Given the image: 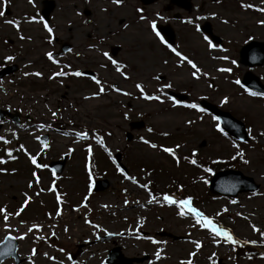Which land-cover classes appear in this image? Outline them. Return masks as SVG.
Masks as SVG:
<instances>
[{
	"label": "rangeland",
	"instance_id": "obj_1",
	"mask_svg": "<svg viewBox=\"0 0 264 264\" xmlns=\"http://www.w3.org/2000/svg\"><path fill=\"white\" fill-rule=\"evenodd\" d=\"M202 1L206 2L205 16L196 19L195 14L199 11L195 6L200 7L199 3ZM55 2L54 13L58 16L60 25H67L73 17L72 13L81 12L83 7L92 10L93 22L89 27L93 40L87 38V41L92 40L94 45H100L99 48L94 46L91 50L87 49L84 60L75 62L74 66L76 71L92 70L94 76L86 79L75 76L67 81L61 80L60 83L49 79V71L41 60L42 51L46 48L38 49L35 42H21L12 33L13 41L16 44H24L26 48L29 57L24 56V61L32 60L31 57L34 60L27 66L29 63L25 65L15 59L19 74H12L4 82H0V106L4 107L5 104L10 109L15 108L14 110L22 112V122L19 126L13 121H7L0 129V159L4 161L0 164V204L9 202L16 206L24 203L27 194L31 199L26 205V210L20 211L21 219L31 220L37 215L44 217L45 206L41 205H49L45 208L51 210L54 208L52 200L49 203L51 197H45L44 194L56 182L55 178L49 175L51 170L46 166L49 161L59 159L65 153L69 157L64 167V175L67 177L60 183L64 185L66 194L73 196L77 203L80 194L86 193L89 167L84 157L89 155L93 163L97 158L96 163L100 170H107L100 173L109 180L108 189L93 195L91 203L96 208L102 205L120 207V210H113V213L103 212L109 231L125 229L128 232L131 225L145 220L144 228L152 231L163 228L174 234L184 235L190 230L191 237L201 244L202 252L197 251L195 255L190 256L195 245L161 240L165 254L159 253V259L155 256L152 262L143 264H215L217 257L222 258L226 264H232L231 259H239L246 264H264V237L260 235V232H264V136L259 135L264 132V97L250 96L245 87L236 83L249 70L238 63L237 52L241 45L250 40L264 42V25L258 23L264 20V12L256 10L264 8V0H220L219 3L216 0H193V16L188 18L187 23H173L177 39L176 50L192 59L201 72L206 73L200 75L199 79L192 77L193 69L186 62L179 61L173 51L161 46L158 37L154 38L148 23H157L158 20H139L136 10L138 0H123L120 7L103 0L87 3L86 6V3L80 0ZM241 3L254 7L244 9L240 6ZM9 9H12L15 15L25 11L33 12L26 0H13V6ZM107 17L113 18L106 25ZM119 19H124L123 26ZM189 20L192 23H188ZM205 22L210 23L213 32L221 38V43L214 44V49L208 48V42L197 31V26ZM35 28L36 26H29L28 31ZM73 28L78 36L76 41L84 40L85 34H80L84 30L75 29V25ZM96 40H105L106 43L102 45V41L99 43ZM113 47H117L115 55L110 54ZM221 48L226 51H220ZM3 53L0 50V57ZM12 53L18 57L21 55L19 50H13ZM103 53H108L111 60L117 61V64L114 65ZM220 56H227L229 59L213 58ZM233 61L235 63H232ZM178 64L180 66H177ZM119 65L124 67L117 72ZM219 68H229L231 71L220 72L217 71ZM27 71L42 75H24ZM121 72L124 75H121ZM250 72L264 84V63L252 68ZM158 75L164 76V81L157 79ZM125 76L128 78L125 79ZM96 79L100 81L99 85L95 82ZM136 84L142 85L143 94L135 87ZM164 84H171V87L163 88ZM101 87L104 92L99 93ZM169 91L186 96L185 102L188 104L198 105L201 99H205L230 112L245 123L249 139L239 142L225 135L221 128H216L218 121L204 111L187 108V104L174 106L166 97ZM96 93L99 94L94 95ZM143 95L159 99L145 100ZM225 97L227 103L222 104L221 101ZM53 112L56 113L55 116L52 115ZM24 114H28V118H25ZM49 121L58 125L60 130H49L40 126ZM131 121H141L144 126L130 130ZM188 121L192 123H187ZM127 132L132 133L129 143L126 141ZM79 133H83L84 138H81ZM164 133L167 135H163ZM45 134L48 135L47 147H44L41 141V136ZM144 140L158 147L153 149L143 143ZM177 145L180 147L177 148ZM162 147L172 148L179 164L171 155H164L160 151ZM103 149L108 154L119 150L125 152L123 163L130 167L128 176L135 182L115 174L106 159L102 158L100 152H104ZM8 151L14 159L7 155ZM193 151L196 153L193 157L197 161L195 165L182 157L187 153L193 155ZM238 151L243 153V157L232 159ZM29 156L39 159L42 167L37 168ZM99 157L102 159L99 160ZM243 160H248V163H243ZM212 161H218V164L205 172L203 169H209ZM222 164L232 166L231 168L258 182L260 188L255 195L242 193L236 199L220 196L212 198L208 194V178L212 171L222 167ZM149 165L156 167V170L148 172L142 169V166ZM34 172L36 177H33ZM88 172L96 173L91 167ZM191 177H195V180ZM152 181L160 192L166 185L173 184L176 192L171 195L177 200L184 199V194H188V197L194 195L198 204H192L193 207L211 218L217 226L228 230L232 236L250 241V245L241 242L236 244V250L243 257H231L230 248L233 246L230 242L214 236L208 229H199L190 224L188 219L178 215L179 209L176 206L162 204L135 208L133 202H149L152 199L151 193L140 188L136 182ZM176 181L187 185L181 187ZM30 182L33 185L31 188L28 187ZM42 189L44 191H41ZM37 193L40 198H37ZM13 213L15 215L16 212ZM185 216L192 217L191 214ZM253 226L259 231L253 232ZM126 243L128 246L125 251L129 253L142 249L154 251L153 247L141 242L127 240ZM254 251H258V255ZM98 252H104V246H98ZM241 262L236 264H242Z\"/></svg>",
	"mask_w": 264,
	"mask_h": 264
},
{
	"label": "flooded vegetation",
	"instance_id": "obj_2",
	"mask_svg": "<svg viewBox=\"0 0 264 264\" xmlns=\"http://www.w3.org/2000/svg\"><path fill=\"white\" fill-rule=\"evenodd\" d=\"M52 1L51 10L44 16L41 10L50 4L49 0H37V2L33 0L32 4L26 0L27 4L33 8V12L25 11L20 15H15L12 12V9H9L13 6V0H5V4H2V0H0V11L3 7L2 12L4 13L3 16H0V50L1 52H4L0 57V68L13 64L15 59L25 65L29 63L27 66L32 64V61L34 60L31 57L30 59L32 60L24 61V56L29 57V55L26 52L24 44H16V42L13 41L11 37L12 33H14L16 38L21 42H35L37 43L38 49L46 48L42 51L41 60L45 62L46 70L49 71L48 77L52 76L54 81H57L58 83H60L61 80L67 81L75 77L72 75V73L76 71V66H74V64L75 62L78 63L80 60H84L83 58L87 49L91 50L94 46L99 48L100 44L96 43L97 45H94L92 43L93 36L91 38L90 27L93 22V12L89 7H83L81 12L72 13L73 17L69 19V24L60 25L57 21L58 16L54 13L56 2L55 0ZM80 1L86 3L84 4L86 6L87 3H94L97 0ZM103 1L112 3V0ZM138 2L139 4L137 5L138 8H136V10H142L139 12L137 11L139 20H142L140 17L143 16V20H147L148 18L158 20V23L155 22L156 24L170 25L173 29L175 28L173 23H176V21H183L188 19L189 16H192L195 5L193 0H149L148 4L145 3L146 0H138ZM121 3L119 5L112 4L115 7H120L122 5ZM199 5L200 7L197 5L195 6L199 11L196 14L197 16L205 14L204 9L206 2L202 1ZM29 18L32 19L30 20ZM112 18H106V25ZM6 20L17 22L18 28L5 23ZM44 23H47L53 29V35L51 37H49V34L43 27ZM119 23L123 26L125 23L124 19H119ZM32 25L36 26L35 30L30 29L28 31V27ZM74 25L75 29L80 28L84 30L80 33L85 34L84 40L76 41L78 36L77 33L74 32ZM149 28L154 36L155 33H153L150 26ZM21 36H23L24 39H20ZM87 38L92 40L87 41ZM49 39L52 40L51 43L48 42ZM96 41L99 43L102 41V45L106 43L105 40ZM13 50L21 51L20 57L12 53ZM45 53H51L53 60H55L56 63L50 61ZM7 56H12L14 59L6 61L5 57ZM54 69L57 70L52 71ZM87 70L89 69H82L80 72L83 74L84 71ZM27 72L31 73V71ZM59 72H63L64 75L53 76V73ZM8 77L10 78L11 76L1 78L0 82H4ZM65 86L68 85L65 84ZM1 95L2 94L0 93V96ZM5 107H7V105L4 104V108ZM119 154L121 160L125 161V152L119 150ZM127 167V170L129 171L130 167ZM58 196L59 195L55 194V200L53 201L54 208L52 210L51 208H48L46 212H44V217L37 215V217H34L31 220L28 218L14 219L12 211L20 210L18 204L16 206L8 204L7 202H2L0 204V208H4L7 214H11L8 221L5 222L3 219L4 213H0V242L6 239V237L11 236V239L9 240L15 242L16 253L18 255V258L15 259L13 256H7L8 254H6L3 256V260H0V264H107L106 258L109 251V244L119 245L118 242H120L122 246H124V241L118 240V238L125 236L124 233H118L116 230L114 231L115 235L111 238L105 237L108 235L106 233H109V230L106 228L107 220L103 217V212L106 211L107 214L109 212L108 208H96V206L89 200H84L81 204L79 200L76 203V199L69 194H64L62 197L59 196L60 202L58 203ZM57 208L60 209L61 214L59 216L56 215ZM85 220H88L89 223H85ZM5 223L9 226L7 229H5ZM33 225H36L37 227H34L32 231L29 232L28 228ZM93 225L96 227H93ZM65 229H67V231H65ZM21 234H24V238L18 239ZM129 237H132V235L129 234ZM143 238L146 239H144L143 242L148 243V246L155 248V246L151 244L153 241L152 238L155 240L154 236L151 237L150 234H144ZM235 238L237 237L235 236ZM11 242L10 245L12 244ZM98 246H104V252H98ZM126 249V247H123L122 252L130 257H140L141 255L147 254L149 258V255L152 253L151 249H142L145 251H136L135 253L126 252ZM255 252L258 253V251ZM232 256L243 257L242 254L236 250V247ZM245 260L249 261V259ZM231 261L232 264L241 262L239 259H231ZM241 263L246 264L243 262Z\"/></svg>",
	"mask_w": 264,
	"mask_h": 264
},
{
	"label": "snow or ice",
	"instance_id": "obj_3",
	"mask_svg": "<svg viewBox=\"0 0 264 264\" xmlns=\"http://www.w3.org/2000/svg\"><path fill=\"white\" fill-rule=\"evenodd\" d=\"M28 2H29L30 4H32V3H33V0H28ZM121 2H122V0H112V3H113V4H116V5H119ZM216 2L219 3L220 0H216ZM240 6H241L242 8H244V9H248V8H253V7H254L253 5L248 4V3H241ZM256 10H257V11H260V12H264V8H259V9H256ZM137 11L139 12V11H142V10H141V9H137ZM3 14H4V13H3L2 11H0V16H3ZM212 15L215 16V13H213ZM29 19L31 20L32 18H29ZM140 19L143 20L144 17L141 16ZM197 19H201V17H197ZM222 22H223V23H227V21H222ZM5 23H8V24L12 25L13 27L18 28V23L15 22V21H12V20H6ZM188 23H192V21L189 20ZM258 23L264 25V20H262V21H258ZM149 26L151 27L153 33H155V35H156L158 38H160L161 43H164V42H165L164 39L160 36V33L157 31V27H156L155 22H149ZM43 27H44L45 31L49 34V37H51V36L53 35V29H52L47 23H44V24H43ZM20 39H24V37L21 36ZM29 39H30V38H29ZM204 39H205V41L208 42V48H209V49H214V48L216 47V46H215V45L209 40V38H208L207 36H205ZM249 39H252V38L249 37ZM48 42L51 43L52 40L49 39ZM171 51H173L174 54L179 58V61H181V62H186V63L191 67V69H193V71L191 72V75H192L193 78L199 79V78H200V75H206V73H202V72H201V69L197 66V64H196L192 59L188 58L186 55H182L181 52H180V51H177L175 48L171 49ZM220 51H226V50L221 48ZM45 55L47 56V58H48L50 61H52L53 63H56V61L53 60V57H52V54H51V53H45ZM103 55H104L106 58H108V59L111 60V57L108 56V53H103ZM213 58H214V59H221V60H228V59H229L227 56H220V57H213ZM13 59H14V57H12V56H7V57H5V60H6V61H11V60H13ZM111 62H112L114 65L117 64V61H115V60H111ZM165 63H167V61H165ZM232 63H235V61H233ZM177 66H180V65L178 64ZM123 67H124L123 65H119V66L116 68V71H117V72H120V71H121V68H123ZM217 71H220V72H230L231 69H229V68H219V69H217ZM24 75H29V73H24ZM32 75L40 76V75H42V74H41V73H32ZM57 75H59V76H63L64 73H63V72L53 73V76H57ZM72 75L79 77V76H81V72H80V71H75V72L72 73ZM121 75H124V73L121 72ZM127 78H128V77L125 76V79H127ZM49 79H52V76H50ZM94 79H95V78H94ZM95 82H96L98 85L100 84V81H99L98 79H96ZM236 83L239 84L240 81L237 80ZM135 87H136L137 89H139V90L141 91V93L143 94V87H142L141 84H136ZM162 87H163V88H170V87H171V84H164V85H162ZM114 90L119 91L118 89H114ZM245 91H248V90L245 89ZM102 92H104V88H103V87H101V88L99 89V93H102ZM99 93H96V94H94V95H98ZM124 94H125V95H128V93H124ZM248 94H249L250 96H253V97H255V96H261V97H264V93L255 92V91H249ZM87 98H88V97H85V99H87ZM143 98H144L145 100L159 99V97H154V96H150V95H143ZM167 99H168V100H171V101L173 102V105H174V106L180 104V101L175 100L172 96H168ZM221 103H222V104H223V103H227V97H225V98L221 101ZM186 107H187V108H190V109H195V110H197V111H199V112H203V111H204V109L201 108V107H199L196 103H189V104L186 105ZM52 115L55 116L56 113L53 112ZM213 119H216V118L213 117ZM187 123H192V121H188ZM216 128L219 130L220 125L217 124V125H216ZM149 131H151V129H149ZM250 132H251V130L249 129V133H250ZM78 135H79L81 138H84V134H83V133H79ZM163 135H167V133H164ZM259 135L264 136V132L260 133ZM250 138H251V139H254V137H251V136H250ZM5 143H7V141H5ZM143 143L148 144V145H149L151 148H153V149H156V148L158 147L156 144H150L148 140H144ZM45 144H46V142H45ZM176 147L178 148V147H180V146L177 145ZM234 147H235V145H234ZM162 151L165 152V153H168L169 155H172L173 158L176 159L177 164H179V159L175 157V153H174V151H173L172 148L162 147ZM7 155H8L9 157H12V153H11L10 151L7 152ZM195 155H196V153H195V151H193V156H195ZM237 157H241V158H242V157H243V153L238 151V152L236 153V155L232 157V159H236ZM12 158L14 159L15 157H12ZM29 159H30V161H31V162H32L37 168L42 167V165H40V164L37 163L35 157L29 156ZM221 162H222V161H221ZM3 163H4V161H3L2 159H0V164H3ZM189 163L195 165V164L197 163V161H196L195 159H192V160L189 161ZM212 163H217V161H212ZM243 163L247 164V163H248V160H243ZM203 170H204L205 172L210 171V169H208V168H204ZM33 177H36V173H35V172L33 173ZM133 182H135V181H133ZM37 183H39L38 178H37ZM32 186H33V185H32V183L30 182L29 185H28V187L31 188ZM141 186H142V187H145V188L147 187V185H141ZM90 187H91V186H90ZM50 191H55V189L52 188V189H50ZM253 194L255 195V193H253ZM30 199H31V197H28L27 194H25L24 204L21 206V209L18 210V211L15 213V215H17V216L20 215V211H22V210H23V207L26 206V205L29 203ZM85 199H87V197H85ZM162 199H163V201H164L165 203H167L168 205H174V206H176V207L179 209V211H178V215H180V216H185V215L191 214V216L195 218L196 224H198V225L200 226V228H202V229H208L212 234H214V236L222 237L223 240H224L225 242L236 243V241L233 239V236L229 233L228 230H226V229H224V228H222V227L217 226L211 218L206 217V216H205L202 212H200L196 207H193V206H192V198H191V197H186V198H184V199L177 200V199H175L174 197L169 196L168 194H164L163 197H162ZM153 200H154V198H153V199H150V200H149V203L153 202ZM57 202H58V203L60 202V197H59V196L57 197ZM125 203H127V201H125ZM233 203H235V201H233ZM0 213H4L3 219H4L5 222H7L8 219H9V216H10L11 214H7V213L5 212V209H4V208H0ZM60 214H61V213H60V209L57 208L56 215L59 216ZM238 215H239V214H238ZM85 223H89V221H88V220H85ZM8 227H9L8 224L5 223V229H7ZM34 227H37V226H36V225H33L32 227H29V228H28V231L31 232L32 229H33ZM93 227H96V226L93 225ZM252 230H253V232H257V231H259V230H258L256 227H254V226H253ZM65 231H67V229H65ZM106 234L111 235V233H106ZM260 235H261V237H264V232H260ZM23 238H24V234H21V235L18 237V239H23ZM6 239H10V237H6ZM215 242H218V241H215ZM153 243H155V241H153ZM194 243H195V247H196L197 249H199V248L201 247V244H200L199 242H194ZM251 243L254 244V243H256V242H255V241H251ZM6 254H7V253H0V255H6ZM33 254H34V251H33ZM189 255H190V256H191V255H194V253H190ZM157 258H159V256H157ZM50 259H51V257H50Z\"/></svg>",
	"mask_w": 264,
	"mask_h": 264
},
{
	"label": "water",
	"instance_id": "obj_4",
	"mask_svg": "<svg viewBox=\"0 0 264 264\" xmlns=\"http://www.w3.org/2000/svg\"><path fill=\"white\" fill-rule=\"evenodd\" d=\"M49 9H45L43 12L47 13ZM162 34L165 36V39L169 43H173L174 35L172 30L167 26H158ZM205 32L211 34L210 27L208 24H205L203 27ZM212 39L218 41V38L214 35H211ZM264 42L251 41L244 45L240 50V62L243 65L248 67H253L256 65H261L264 61ZM242 82L249 86L250 88L264 93V85H262L257 76L253 75L250 72H247L242 79ZM201 104L208 109L211 113L218 116L220 122L222 123V127L228 131L229 134L235 136L240 140H246L247 135L245 131L244 124L233 117L229 112L222 111L217 108L214 104H211L205 100L201 101ZM240 177V178H239ZM244 179V180H242ZM106 181L98 182L95 190H100L104 188V184ZM224 188H228L224 190ZM258 188V185L254 184L250 177L243 176L240 172H235L233 170H224L216 173L210 181L209 190L210 193H222L225 195L236 196L238 192L243 191H255ZM161 235L170 236L173 239H177L179 237L174 236L170 233L161 232ZM116 249L110 251L111 257L109 259L110 264H131V259H120L118 263H115L114 252ZM113 252V253H112Z\"/></svg>",
	"mask_w": 264,
	"mask_h": 264
}]
</instances>
